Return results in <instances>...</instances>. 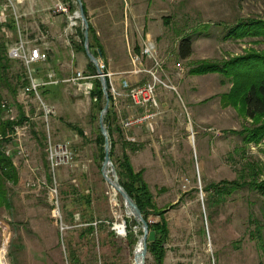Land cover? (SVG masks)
Returning a JSON list of instances; mask_svg holds the SVG:
<instances>
[{
  "label": "rangeland",
  "instance_id": "rangeland-1",
  "mask_svg": "<svg viewBox=\"0 0 264 264\" xmlns=\"http://www.w3.org/2000/svg\"><path fill=\"white\" fill-rule=\"evenodd\" d=\"M35 1L0 0L4 13L0 21L12 15L18 26L4 34L7 46L26 35L30 40L31 36L37 39L39 32L46 36L47 15L58 12V5L40 0L36 8ZM63 1L69 8V1ZM123 1H132L137 16L131 19L128 11L130 27L135 30L125 48L126 62L138 77L132 84L149 82L148 72L158 75L161 83L153 120L128 131L123 122L131 116L142 117L144 109L125 96L111 94L114 128H118L113 134L112 162L118 167L128 157L126 163L134 173L143 171L154 205L148 209L147 222L166 224L168 231L163 264H264V251L252 240L249 223L257 219L264 225V197L241 189L217 203L211 189L252 177L259 184L264 182V142L246 144L244 133L260 124L245 117L241 94L236 91L243 81L207 70L247 52L264 53V44L257 38L235 40L227 31L240 20L264 18V0ZM72 2L78 11V4ZM32 10H39L35 21L24 17ZM184 38L192 41L191 55L185 60L179 50ZM147 40L156 46V61L143 58L141 65H135L132 57L140 55ZM33 44L47 48L42 40ZM117 51L121 56L116 57L115 68L121 69L125 59L123 50ZM7 58L8 62H2L7 69L0 68V116L18 122L22 113L27 120L17 124L20 127L13 126L10 134L0 132V149L13 162L18 176L17 182H7L10 207L0 206V264H69V254L76 255L79 264H135L143 231L102 175L105 152L99 140V118L105 97L98 105L92 93L62 82L42 86L37 97L29 89L24 65L9 59L8 54ZM103 64L111 71L106 61ZM78 66H68L67 74ZM136 70L140 73H134ZM41 71L46 73V69ZM96 80L100 77L91 83ZM108 85L110 88L109 80ZM41 103L53 115L46 116ZM126 143L135 145L137 151ZM62 145L68 146L73 160L52 168L50 154ZM130 180L138 179L133 176ZM86 198L91 199L90 207L85 205ZM87 221L96 230L81 235ZM120 225L126 226L123 236L116 229ZM130 229L133 240L128 237ZM156 262L148 253L146 264Z\"/></svg>",
  "mask_w": 264,
  "mask_h": 264
},
{
  "label": "trees",
  "instance_id": "trees-1",
  "mask_svg": "<svg viewBox=\"0 0 264 264\" xmlns=\"http://www.w3.org/2000/svg\"><path fill=\"white\" fill-rule=\"evenodd\" d=\"M69 1V10L70 13L75 12V6ZM84 7V6H83ZM0 11V15L2 17ZM17 30V24L14 16L10 15L9 18H6L3 22L0 21V68L7 69V67L2 64L3 60L8 62L7 54L9 46L6 45L5 35L9 32H14ZM229 32L228 37L237 39H253L257 38L258 43L264 44V18H248L244 20L238 21L234 26H231L227 30ZM5 34V35H4ZM7 36V35H6ZM79 37L81 39L80 49L84 51V36L83 33H79ZM89 47L93 50L92 41H91V33L89 27ZM180 57L182 59H188L192 52V41L190 38H184L180 44ZM102 51V50H101ZM138 52H140L138 48ZM90 73L92 75H96V68L91 63ZM207 70L215 71L218 73L225 75L226 77L232 76L234 78L238 77V81H243L236 91H239L242 97V105L244 107L245 117L252 122L259 123L260 126L258 128L245 129V142L246 144L255 143L259 144L264 142V53L263 52H247L245 55L239 56L238 58L230 59L221 64H213L207 67ZM235 83V82H234ZM94 90L92 92V96L94 98V103L100 105L104 101V95L102 91V85L100 80H96L94 82ZM238 86L237 83L234 85ZM110 110L108 114L104 118V123L108 129L110 144H111V152L110 156L113 158L114 149L116 143L114 141V126H115V112L114 106L112 103V95L110 93ZM2 96L0 92V102ZM26 117L21 113L20 119L18 122H11L9 120H2L0 116V132L4 135H7L13 131V126L17 124L23 123L26 121ZM118 130V128H116ZM82 136L83 133H81ZM99 140L102 144H104V138L99 132ZM126 147H128L129 143H126ZM104 157V154L103 156ZM128 157L123 160H120L119 165H116V171L119 177L120 184L124 187V189L128 192V194L133 198V200L138 205L144 219L147 221L148 209L153 207V196L150 192L149 185L144 181L143 171L139 173H134L133 167H131L130 163H126ZM256 176V171L253 170ZM242 172H245L243 170ZM134 173V174H133ZM246 173V172H245ZM135 176L138 180L137 182H133L130 180L131 177ZM17 172L13 162L2 152L0 149V206L10 207L9 201L7 199L8 191H7V182H17ZM49 182L52 183L51 176H49ZM234 184V183H233ZM213 197H217L216 202L222 201L226 199V197L230 196L233 192H236L241 189H248L250 191H257L259 195L264 197V182L261 184L256 182V177H252L247 181L232 185L225 182L224 184L213 186ZM208 193L211 190L207 191ZM212 193V192H211ZM78 195V194H77ZM80 197V201H81ZM91 199L86 198L85 205L86 207H90ZM158 216H162V212L157 213ZM136 225V222L133 221ZM88 224L87 228L82 230V234L85 233H94L95 227L92 225V222H86ZM250 227V236L252 240L255 241L256 247L260 251H264V225L262 222L257 219L249 220ZM129 229V227H127ZM150 231H154L156 233V240L154 242H148V253L152 254V256L157 260L156 264H163L164 261V244L168 238V231L166 228V224L162 225L160 223L156 225H149ZM263 229V230H262ZM129 239L133 240V233L131 229L128 230ZM133 242V241H132ZM70 251V250H69ZM68 262L69 264H79V260L76 255L69 254Z\"/></svg>",
  "mask_w": 264,
  "mask_h": 264
},
{
  "label": "crops",
  "instance_id": "crops-1",
  "mask_svg": "<svg viewBox=\"0 0 264 264\" xmlns=\"http://www.w3.org/2000/svg\"><path fill=\"white\" fill-rule=\"evenodd\" d=\"M39 1L40 0L34 2V6H36V8L39 7V4H36ZM43 1L45 0H41L40 3ZM61 1L63 0H53V5L55 3L58 5L61 3ZM81 1L85 6V12L87 13V18L89 21L91 41L93 46V50L90 49V51L98 59V61L101 60L102 62H107V67L111 69L109 73L113 75L112 82L115 84L118 90L122 92L121 86L124 84V82H127L133 86L132 83H135V81L138 80V77L134 76L129 71L130 64L129 62H126L127 59L125 52L128 41L130 42V38L132 39L131 35L135 30L134 27H130L133 24L130 25L129 12L131 19L137 17L133 15L134 8L130 6L132 1L130 4L127 2L124 4L123 0ZM71 3L73 4L72 0ZM37 13H39V10H32L31 13H25L24 17L26 18L31 16L30 19L35 21ZM47 17L49 21L46 22V36L45 34H41V32H39L37 34V39L35 40H32V36L30 40L27 35L24 38L25 40L31 42V46H36L33 43L35 41L37 42L41 40L43 45H47V48L42 49L45 51L48 49V52L46 51L48 53V62L46 64H41L38 72L36 73V79L39 82H45L48 79L49 73H53L60 82L68 83L64 81L72 78L76 72L82 71L86 74H91L89 71L91 62L86 55L85 49L84 51L80 49L81 39L79 37V33L84 31L82 22H79V24L77 23L76 27L70 30L67 14L57 11L56 13L54 12V14L49 12ZM64 33L66 34V37L63 35ZM40 34L41 36H39ZM117 50H123V59H125L121 69L115 68L116 57L120 59L121 56ZM136 51L138 52V48H136ZM74 64H79L80 66L74 70H71L70 68V73L67 74L68 66H73ZM41 68L46 69V73L44 75L41 73ZM39 73L40 75L38 76L37 74ZM71 85L76 87L74 84ZM115 107L117 108L118 105H115ZM132 141H135V139H132ZM131 146H134L132 148L133 151H137L135 145L131 144Z\"/></svg>",
  "mask_w": 264,
  "mask_h": 264
},
{
  "label": "built area",
  "instance_id": "built-area-1",
  "mask_svg": "<svg viewBox=\"0 0 264 264\" xmlns=\"http://www.w3.org/2000/svg\"><path fill=\"white\" fill-rule=\"evenodd\" d=\"M58 9V12L68 15L70 30L75 28L77 25L76 20L79 19L78 12L76 11L72 13L73 15L70 14L69 8H66L65 5L61 3L58 4ZM155 50V44L151 40H147L146 42H144L141 48L140 55L132 57L133 63L135 65H141L143 58L154 60ZM8 57L13 61L21 62L24 65V67L26 68V75L29 81V89L37 97H39V89L42 86H56L61 83L53 73H49L48 79L45 82H39L36 79V73L38 72V69L40 68L41 64H46L48 62V54L41 47L31 46L30 41L20 38L18 42H15L11 46H9ZM154 61H156V59ZM156 65L158 64L156 63ZM98 69L102 71L105 77L109 80L110 93L112 95L114 94V96H125L126 98L131 100V102L135 106L144 109L142 117L131 116L130 118H127L122 124L123 129L128 131L131 130L133 127H138L144 125L145 123L146 125L149 124L156 115L152 111L156 109V107H158L156 102V91L157 87L161 83L158 78V75L152 72H148L151 75V80L147 83H144L143 85L131 86L127 82H124V84H122L121 86L123 90V94H121V92L115 91L112 82L113 75L106 70L105 65L101 60L98 61ZM138 71L136 70L134 71V73H140V70ZM96 77H100L98 73L94 77H92L91 74L88 75L84 72H76L72 78L64 82L74 84L79 91H84V93L89 95L90 93H92L91 91L94 90V84L91 83V80ZM41 105L46 113V116L53 115L54 112L49 106L45 105L44 103H41ZM2 107L5 108V105L3 104ZM18 126L19 125H16V127ZM71 160H73V153L70 151L67 145H62L58 148H55V150L51 152L49 157V162L52 168H58L62 165H67ZM56 215L60 218L58 212ZM120 226H123L126 230V226ZM120 226L116 227L117 231ZM118 234L120 235L119 232Z\"/></svg>",
  "mask_w": 264,
  "mask_h": 264
},
{
  "label": "water",
  "instance_id": "water-1",
  "mask_svg": "<svg viewBox=\"0 0 264 264\" xmlns=\"http://www.w3.org/2000/svg\"><path fill=\"white\" fill-rule=\"evenodd\" d=\"M78 4V18L81 20L84 26V49L90 62L95 66L102 85V91L106 99V104L100 114L99 118V129L100 133L104 138V162L102 166V175L105 181L122 197L126 208L129 210L131 216L135 219L137 224L143 231L139 241L143 242V249L140 252L135 250V262L136 264H146V258L148 254V242H154L156 240V233L150 231L148 222L144 219L138 205L133 198L128 194L124 187L119 182V177L115 166L113 165L112 158L110 156L111 144L108 129L104 123V118L108 114L110 109V95L108 80L104 73L98 69V59L92 54L89 48V22L86 18L84 7L81 0H75ZM139 243V242H138Z\"/></svg>",
  "mask_w": 264,
  "mask_h": 264
},
{
  "label": "bare ground",
  "instance_id": "bare-ground-1",
  "mask_svg": "<svg viewBox=\"0 0 264 264\" xmlns=\"http://www.w3.org/2000/svg\"><path fill=\"white\" fill-rule=\"evenodd\" d=\"M118 232L120 233V235L121 236H123V234H124V232H125V229H124V227H122V226H120L119 228H118ZM143 242H141V241H139V244H138V247H137V252H140V251H142V249H143ZM135 264H136V262H135Z\"/></svg>",
  "mask_w": 264,
  "mask_h": 264
}]
</instances>
